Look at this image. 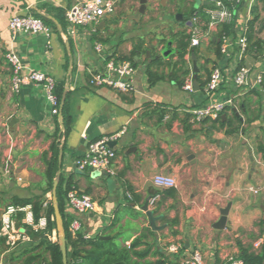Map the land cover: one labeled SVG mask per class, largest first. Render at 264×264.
Masks as SVG:
<instances>
[{"label":"crops","instance_id":"crops-1","mask_svg":"<svg viewBox=\"0 0 264 264\" xmlns=\"http://www.w3.org/2000/svg\"><path fill=\"white\" fill-rule=\"evenodd\" d=\"M81 1L0 0V130L6 127L10 132L4 137V147H8L12 169L26 178L22 187L30 185V177L36 181L43 177L42 155L58 133L59 150L63 145L62 174L72 176L76 189L97 202V209L82 218L83 232L88 236L100 233L119 205L130 203L143 215L133 218L126 214L121 220L120 241L129 245L144 228H151L142 210L149 200V209L157 216L156 225L163 226L160 231L152 229L157 238L152 251H167L169 244L178 243L179 253H167L177 254L179 264L195 250L201 252L203 264H230L242 248L260 252L254 248V241L264 234V158L258 149L264 145V91L261 87H236L233 81L226 80L218 91L208 94L204 84L209 72L205 73L204 65L209 62L210 70L221 65L231 71L244 66L253 79L264 72V1L243 0L239 8L236 30L246 35L253 19L251 8L255 3L260 6V17L250 29L252 38L244 54L235 45L230 56L211 60V56L217 57L219 26L210 40L193 47L198 49L200 68L196 79L191 54L186 55L185 70L191 69L193 82L198 83L193 91L179 84L181 80L185 83L190 74L184 75L180 65L174 64L178 57L174 34L183 30L188 33L193 16L190 8L208 5L207 0H147L144 12L141 0H116L113 13L96 24L78 27L75 38L64 37L68 26L59 22L55 8L66 11ZM27 13L50 19V32H12L11 18ZM178 13L183 20L173 19ZM167 34H172L169 42L175 48L164 54ZM96 43L102 44L107 56L119 60H130L135 46H142L143 52L130 60L136 66L133 91L118 92L89 84L88 70L103 65ZM9 51L20 55L23 73L38 70L64 83L72 118L67 136L63 111L60 107L57 115L52 114L44 85L30 83L17 93L12 90V71L5 59ZM160 59L161 65L153 64ZM148 65L164 76L154 85L149 83ZM208 101H222L228 106L221 122L194 118L193 108ZM156 106L166 112H151ZM232 129L237 131L227 132ZM123 130L112 146L117 153L114 177L78 170L76 160L84 156L91 142ZM159 173L175 177L176 185L156 186L153 178ZM228 204L231 207L226 225L218 229L215 224L221 217L220 210ZM67 212L76 216L68 206ZM149 240L154 241L152 237ZM159 257L157 253L149 259Z\"/></svg>","mask_w":264,"mask_h":264},{"label":"built area","instance_id":"built-area-1","mask_svg":"<svg viewBox=\"0 0 264 264\" xmlns=\"http://www.w3.org/2000/svg\"><path fill=\"white\" fill-rule=\"evenodd\" d=\"M209 7L205 11L207 19L195 13L190 19L188 34L190 35V48L198 47L202 41L210 40L214 31L224 24L234 25L237 29L236 16L239 14V8L243 0H208ZM116 0H83L74 4L66 10V22L68 32L62 34L64 37L69 35L76 37V32L80 26L93 25L107 14L115 11ZM10 29L12 32H28L32 34L50 32L46 22L38 16L32 14H16L10 20ZM221 52L223 56H230L231 50L235 45L240 48V54H244L248 49V39L244 32H237L236 36L223 35L220 37ZM95 50L100 54L103 65L99 69H89V84L94 87H107L118 92H130L134 89V75L136 66L130 60H119L109 57L104 53L101 43H96ZM190 55V54H187ZM6 62L12 71L11 87L14 92H19L21 87L26 84L36 83L45 86L48 98L52 103V114L57 115L60 109V103L55 94L56 80L48 73L38 70H31L23 73V64L19 54L9 51L5 55ZM191 70V69H190ZM226 67L216 65L212 68L210 76L205 86L208 94L219 90L220 86L226 81L231 80L236 87L257 88L261 87L262 73L256 77L251 76L247 67L240 66L234 68L231 72ZM193 71L186 79L183 87L187 91H193ZM226 104L222 101H208L207 103L195 107L192 110L194 118L201 121L205 118L217 119L225 110ZM124 130L117 135L104 137L91 142L84 156L76 160V167L80 171L92 170L105 176L114 177L116 175L115 160L117 153L115 149L109 146L108 142L119 138ZM156 186L170 188L176 185L175 177L166 174H156L153 178ZM131 198V194H128ZM67 206L75 211L76 216L70 223V231L73 235L83 232L82 218L97 209L96 200L89 194L80 192L73 188L68 193ZM158 196L151 199L153 205ZM19 210L16 207L8 206L2 216V227L0 236L6 238V243L14 246L16 241H27L29 237L24 230L17 228L13 215ZM22 210V209H21ZM41 224H45V219H41ZM87 235V234H86ZM88 236V235H87ZM264 246V234L254 241V248L261 249ZM181 246L178 243H172L167 246L169 253H179ZM181 264H203V257L199 250H195L182 258ZM230 264H245L241 258H231Z\"/></svg>","mask_w":264,"mask_h":264},{"label":"trees","instance_id":"trees-1","mask_svg":"<svg viewBox=\"0 0 264 264\" xmlns=\"http://www.w3.org/2000/svg\"><path fill=\"white\" fill-rule=\"evenodd\" d=\"M264 1V0H259ZM209 7L208 5H202L199 8L191 7L190 16L195 13L201 15L205 20L207 19L205 15V9ZM58 12V20L63 25L66 26V11L55 8ZM251 13L253 19L249 21V30L246 33L248 42L251 40L250 29H252L255 22L258 21L260 17V6L255 3L251 8ZM38 17H41L46 24H53L52 21L42 15L36 14ZM223 35L227 36H236V31L234 25L224 24L218 34V38ZM176 49H177V61L175 65H180L179 69L184 71L185 74H190L191 70L186 69L185 66L187 63L186 55L191 54L193 48H190V35L185 31H180L179 33L174 34ZM1 40V39H0ZM260 43V42H258ZM257 43V44H258ZM215 53L217 59L222 57L221 52V42H216ZM143 52L142 46H135L132 54L128 59L133 60V56L141 54ZM195 52H198V49L195 48ZM171 54V53H170ZM153 64L161 65V59L153 62ZM153 65H148L146 72L148 75L149 83L154 85L157 81L164 78L162 74L155 72L152 69ZM211 70L209 71L210 76ZM263 80L261 86L264 88V72L262 73ZM207 83V82H206ZM206 83L204 85H206ZM180 86L184 85V80L179 82ZM64 92V83L56 82L55 94L61 100L63 98ZM147 107L152 108V105L147 104ZM228 108L225 107L226 111ZM158 110L159 114L165 113V109L158 106L153 107L151 112ZM222 116V114H221ZM221 116L215 121L221 122ZM63 117H64V126L65 131L64 135L67 136L71 130L72 118L69 113V103L68 99L65 102L63 108ZM58 124V123H57ZM59 130V129H58ZM237 129H232L227 131L228 133H233ZM59 132V131H58ZM58 134V133H57ZM55 135V140L51 144L50 149L42 155L43 162L45 164V170L42 176L47 182V187L42 190L41 194H32L30 193L27 196H19L17 194L10 195L7 197V207L13 206L18 208L14 215H16L17 224L19 227H23L26 230V233L29 237L27 241H18L16 244L9 249L6 254L7 264H63L62 263V254L60 251V246L58 240L52 238L54 231H56V222L54 217V210L52 206V201L46 196L48 192L52 190L53 178L56 172L59 169V143L56 141L58 135ZM259 151L262 152L264 158V145L259 146ZM73 188H76L75 181L72 176H64L62 174L61 181L58 186L57 196L59 201V207L61 214L64 218V224L66 228V241L68 248V264H179L178 255H169L166 251V248L163 252H159L157 248L156 251H152L154 242L157 238L155 232L150 227L143 229L142 233L137 236L132 242L127 245L125 242H121L120 239L123 236L122 232V222L126 214L130 215L133 218H138L143 215L142 211H137L130 205L126 203L124 206L119 205L113 216L111 222L105 226L100 233L95 236H87L84 232L77 233L75 235L70 231V223L73 220L74 216H71L67 212L68 204V193ZM135 196V201H137ZM29 207L30 212L33 217V224L23 223V219L26 215L25 208ZM22 209V210H21ZM41 219H45V225L41 228H34V225L40 224ZM2 227V220H0V231ZM23 230V229H22ZM118 231V232H117ZM114 237L110 239H103L100 236L110 235L115 233ZM149 237L153 238V242L149 240ZM125 240V239H124ZM6 244V238L0 236V253H3L8 249ZM144 246V248H142ZM161 251V250H160ZM160 254L158 259L150 260L149 256ZM173 256V258H172ZM171 257V258H170ZM237 258H241L245 264H264V246L261 248L260 252L250 251L247 248H242V252Z\"/></svg>","mask_w":264,"mask_h":264},{"label":"rangeland","instance_id":"rangeland-1","mask_svg":"<svg viewBox=\"0 0 264 264\" xmlns=\"http://www.w3.org/2000/svg\"><path fill=\"white\" fill-rule=\"evenodd\" d=\"M173 19L174 20L176 19V15L173 17ZM171 24L173 25L175 23H171ZM171 35L172 34H170V36H168V34L165 35V37H167V39L165 40L166 41V44L164 45L165 48H163L162 51H164L169 44H170V51H174V48H175V46L173 45L174 43L169 42V38L172 37ZM207 63H209V62H207ZM9 134H10V132H9L8 128H6V127L4 129L0 130V220H2L3 213L7 208V199H8L7 197L12 194L10 191L14 192L15 194H17L19 196H27L30 193L41 194L42 190L47 187V182H46L44 177H42L40 179V181L32 180L33 178L30 177V179H29L30 185L27 187H22V184L26 181V178L23 177L21 172L16 173V171L14 169H12L11 158H9V156H8L9 154H7L8 147H7V145H6V147H4L5 144L7 143L6 139L4 137L9 135ZM10 155H13V152L10 153ZM11 175H13V178L10 180ZM19 177L22 178V181ZM7 186H10V191H9V189H7L8 188ZM4 190H5V192H4ZM8 193H9V195H8ZM46 196L51 200V198H52L51 192H48L46 194ZM24 210L26 211V215H25L22 222L25 224L32 225L33 224V217H32V214L30 212V208L27 207ZM12 219H14L17 228H20L19 225L17 224L16 215H13ZM44 225L45 224L40 223L38 225H34V228H36V229L41 228V227H44ZM20 229L24 230L23 227H21ZM24 232H26V230H24ZM52 238L54 240L57 239L56 231H54ZM20 241H22V240H20ZM16 242H18V240ZM5 245L8 246V249L5 250L3 253H0V264H7L5 256H6L7 252L9 251V249H11L13 247V245L10 246L8 243H6Z\"/></svg>","mask_w":264,"mask_h":264},{"label":"water","instance_id":"water-1","mask_svg":"<svg viewBox=\"0 0 264 264\" xmlns=\"http://www.w3.org/2000/svg\"><path fill=\"white\" fill-rule=\"evenodd\" d=\"M146 2L147 0H141V12H144L146 9ZM208 0L206 1V4H208ZM176 20L181 21L183 20V17L181 16V13H178L176 15ZM191 23V22H190ZM217 38L214 37L213 41H216ZM218 42H220V39H218ZM170 51V44L167 46L166 50L164 51V54H168ZM191 58L193 60V70L195 72V79L197 78V73L200 71V68L197 66V53L195 52V48H193L191 52ZM211 60H217L216 56H211ZM194 88L198 87L197 81L193 82ZM66 95H67V90L64 91L63 98L61 100V112L63 111L65 102H66ZM116 143V140H111L108 142L109 146L112 147ZM193 157V155L191 156ZM62 161H63V145H61L60 150H59V169L56 172L54 178H53V183H52V190H51V201H52V206L54 210V217H55V222H56V234H57V240L60 246V251L62 254V263L63 264H68V248H67V241H66V228L64 224V218L61 214L60 207H59V201H58V196H57V190L59 183L61 181V176H62ZM231 204H228L225 208H222L220 210L221 212V217L220 219L216 222L215 227L218 229H222L225 227L226 222H227V215L229 213ZM142 210L146 212L148 215L149 223L150 226L153 230L155 231H160L163 229V226H157L156 221H157V216L154 215L153 210L149 209V200H146L145 204L142 206ZM28 233V232H27ZM115 233L110 234V235H102L100 236L103 239H110L111 237H114Z\"/></svg>","mask_w":264,"mask_h":264},{"label":"flooded vegetation","instance_id":"flooded-vegetation-1","mask_svg":"<svg viewBox=\"0 0 264 264\" xmlns=\"http://www.w3.org/2000/svg\"><path fill=\"white\" fill-rule=\"evenodd\" d=\"M204 66H205V67H204V71H205V73H206V72H209V71H210L209 64L207 63V64H205Z\"/></svg>","mask_w":264,"mask_h":264}]
</instances>
